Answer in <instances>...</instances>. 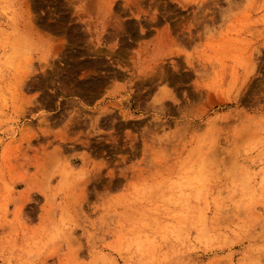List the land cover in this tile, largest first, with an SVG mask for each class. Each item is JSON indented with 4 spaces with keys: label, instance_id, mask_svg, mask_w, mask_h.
Returning a JSON list of instances; mask_svg holds the SVG:
<instances>
[{
    "label": "rangeland",
    "instance_id": "obj_1",
    "mask_svg": "<svg viewBox=\"0 0 264 264\" xmlns=\"http://www.w3.org/2000/svg\"><path fill=\"white\" fill-rule=\"evenodd\" d=\"M0 264H264V0H0Z\"/></svg>",
    "mask_w": 264,
    "mask_h": 264
}]
</instances>
